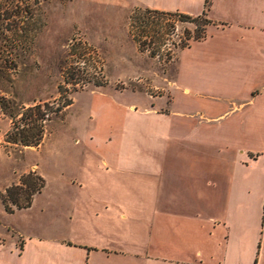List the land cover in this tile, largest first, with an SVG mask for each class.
Listing matches in <instances>:
<instances>
[{
    "label": "rangeland",
    "instance_id": "obj_1",
    "mask_svg": "<svg viewBox=\"0 0 264 264\" xmlns=\"http://www.w3.org/2000/svg\"><path fill=\"white\" fill-rule=\"evenodd\" d=\"M154 1L178 7H189L192 1L191 9L197 2ZM209 1L217 5L210 17L222 15L232 23L238 18L231 5L236 0ZM144 8L134 0H0V99L5 103L4 111L0 107V192L16 182L22 171L37 173L42 142L50 132L42 153L48 181L52 183L63 167L66 176L75 174L76 184L81 185L73 222L58 224L53 234L116 250L107 255L92 253L86 264H175L155 259L152 253L153 241L178 238L167 229L153 231L152 226L155 178L151 170L154 164L161 166L165 173L160 183L165 185L170 143L182 144L191 137L233 143L241 149V158L245 150L258 154L248 165L252 174L264 171L261 39L245 34L237 44L232 30L206 28L201 17L141 13ZM145 17L153 27L143 26ZM253 24L264 27V22ZM201 28L206 41L192 40ZM225 41L241 48L247 44L248 62L256 68L202 66L201 52ZM254 85L258 98L242 110L253 118L243 128L233 104L217 96H242ZM67 99L68 105L52 111ZM36 104H46L41 110L47 112L39 142H6L5 133L20 112ZM221 113V118H214ZM200 114L212 119L201 120ZM216 128H222L223 134L216 135ZM77 155L76 169L64 162ZM103 159L111 167L126 166L129 172H116L115 166L106 170ZM55 199L53 213L61 201ZM106 199H118V204H107ZM121 207L127 213L124 219L119 217ZM33 212L30 217L13 218L0 212V243H20L6 223L36 230L41 220L53 215ZM40 248L48 258L55 257L51 247ZM5 253L0 250V257ZM27 255L25 264H35L34 252ZM5 262L19 264L13 256Z\"/></svg>",
    "mask_w": 264,
    "mask_h": 264
},
{
    "label": "crops",
    "instance_id": "obj_2",
    "mask_svg": "<svg viewBox=\"0 0 264 264\" xmlns=\"http://www.w3.org/2000/svg\"><path fill=\"white\" fill-rule=\"evenodd\" d=\"M134 1L158 11L188 16L204 13L209 20L206 28L213 27L220 32L232 30V37L236 38L237 44L243 40L245 34L260 38L263 46L258 50L264 55V27L253 24L256 21L264 22V1H234L231 5L239 19L233 23L222 15L210 17L209 12L214 11L217 5L209 0H197L198 3H195L193 9L192 1L189 7L161 5L154 0ZM205 36L195 41L204 42L207 39ZM221 44H213L201 52V62L205 64L202 66L217 64L226 65L228 69L237 66L246 70L249 67L256 68L248 62L247 44L244 49L233 46L235 44L231 46L228 41ZM258 67L263 69L264 62L258 63ZM261 88H264V83ZM247 92L242 96H217L233 104L232 110L239 112L237 122L241 120L243 128L245 122L253 118V115L242 110L246 105H253L258 98L255 85ZM200 116L201 120L212 119L203 114ZM222 116L223 113L214 118ZM49 133L47 138L43 139L39 164L36 166L37 174L44 179L40 191L33 195L28 207L7 213L0 204V212L12 218L30 217L34 209L41 214H50L55 205L54 201L56 202L55 198L61 200L60 205L57 204L55 214L52 212L51 217H46L47 220L38 223L36 230L23 228L17 223H6L19 235L20 243L16 244L14 240L0 243V250L6 251L5 255L0 257V264H6L7 257L12 256L19 264H25L29 251L34 252L35 256L32 258L35 264H86L92 253L107 255L116 251L108 249L106 244H87L69 236L53 234V230L59 228L58 224L73 222L77 191L81 185L76 184L75 174L66 176L63 167L58 169V175L52 183L48 181L42 168V153L46 151ZM215 133L222 135V128H216ZM168 149L171 154L166 184L161 186L160 183L165 173L161 166L153 163V171L151 170L155 178L152 191V226L153 231L167 229L176 233L178 238L153 241V258H162L175 264H264V171L255 175L248 168L258 154L254 155L245 150L246 155L241 158L238 156L242 152L241 149L233 143H213L203 137H191L182 144L170 143ZM78 158V155L69 157L64 162L76 169ZM124 161L126 159L122 160ZM102 163L106 170L108 167L112 170L115 166L111 167L105 159ZM113 170L123 174L129 172L126 166H118ZM22 173L24 171L19 173L18 177ZM72 179L76 185L71 182ZM109 188L106 186V189ZM117 201L118 199H106L105 203L118 204ZM120 210L119 217L126 218V211L122 207ZM98 214L99 212H94V215ZM41 246L51 247L55 257L48 258Z\"/></svg>",
    "mask_w": 264,
    "mask_h": 264
},
{
    "label": "trees",
    "instance_id": "obj_3",
    "mask_svg": "<svg viewBox=\"0 0 264 264\" xmlns=\"http://www.w3.org/2000/svg\"><path fill=\"white\" fill-rule=\"evenodd\" d=\"M148 12L160 14L171 13L149 9L146 7L141 13L147 14ZM178 14H180L184 18L197 19L201 17L203 26L209 23V20L204 16V13L196 16H188L181 13ZM141 22L145 28H148L149 26L153 27L152 20H149L148 17H145ZM15 26L17 27L16 24ZM16 27H14V31L18 30V28ZM203 36L204 34L202 29L201 31L199 30L197 33H195L191 38L192 40H200L203 38ZM69 103V99L64 100L61 105H58L52 111H58L62 106H66ZM45 106L46 104H36L24 108L20 112L19 118L13 121L11 130L5 133L4 140L10 144L36 145L41 138L42 122L47 118V112L41 110V107ZM0 107L1 109H3V111L5 110V103L2 98L0 99ZM49 109L50 107L47 108V110ZM8 114L11 118L15 117V113L13 111H9ZM42 186L43 178L34 171H27L25 173H22L21 175H19L16 182H13L10 185L6 186L0 192V204L3 207V210L7 213H11L14 210L28 207L31 203L33 195L39 192Z\"/></svg>",
    "mask_w": 264,
    "mask_h": 264
}]
</instances>
